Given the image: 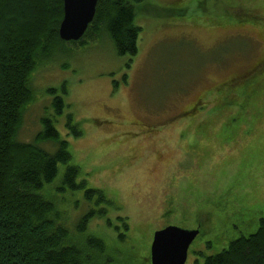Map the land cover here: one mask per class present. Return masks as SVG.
Wrapping results in <instances>:
<instances>
[{"label": "rangeland", "instance_id": "1", "mask_svg": "<svg viewBox=\"0 0 264 264\" xmlns=\"http://www.w3.org/2000/svg\"><path fill=\"white\" fill-rule=\"evenodd\" d=\"M137 8L135 57H118L101 35L41 59L16 140L32 143L40 119L53 116V97H62L54 127L77 182L112 202L62 190L59 165L47 196L61 210L75 207L70 230L88 210L106 212L74 243L103 240L109 249L98 264H150L154 233L174 226L199 231L185 264H202L264 218V71L241 76L264 56V0H146ZM69 116L80 137L66 127Z\"/></svg>", "mask_w": 264, "mask_h": 264}, {"label": "trees", "instance_id": "2", "mask_svg": "<svg viewBox=\"0 0 264 264\" xmlns=\"http://www.w3.org/2000/svg\"><path fill=\"white\" fill-rule=\"evenodd\" d=\"M145 1L98 0L83 37L68 43L81 47L106 35L118 57H135L142 31L135 24L137 6ZM62 18V0H0V264H98L95 258L103 257L109 249L103 240L94 237L86 238L82 246L73 241L74 237H84L95 215L102 218L106 212L88 210L77 219L73 232L69 210L75 207L61 210L58 206L62 205L47 196V188L61 165L65 167L62 190L71 195L82 190L87 203L112 205L103 192L77 182L80 170L70 164L68 143L60 139L54 127L56 117L65 108L63 98L53 97V116L40 119L42 130L32 143L16 140L23 113L35 98L30 89L31 77L41 59L67 43L58 35ZM260 61L242 78L263 73L264 56ZM63 91L66 93L64 87ZM55 92L49 90L52 95ZM66 127L73 137L81 136L71 116ZM41 143L52 144L55 151L43 150ZM119 220L127 231L125 220ZM202 264H264V218L254 234L231 241L225 250L206 257Z\"/></svg>", "mask_w": 264, "mask_h": 264}, {"label": "water", "instance_id": "3", "mask_svg": "<svg viewBox=\"0 0 264 264\" xmlns=\"http://www.w3.org/2000/svg\"><path fill=\"white\" fill-rule=\"evenodd\" d=\"M63 18L58 35L64 42H77L92 22L98 0H62ZM199 231L168 226L154 233L150 246V264H185L190 245Z\"/></svg>", "mask_w": 264, "mask_h": 264}]
</instances>
